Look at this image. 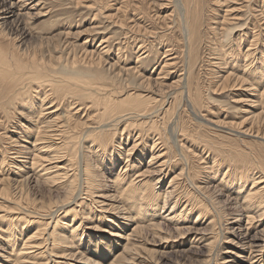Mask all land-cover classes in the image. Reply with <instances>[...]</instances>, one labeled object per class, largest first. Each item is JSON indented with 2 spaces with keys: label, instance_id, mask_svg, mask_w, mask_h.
I'll use <instances>...</instances> for the list:
<instances>
[{
  "label": "bare ground",
  "instance_id": "obj_1",
  "mask_svg": "<svg viewBox=\"0 0 264 264\" xmlns=\"http://www.w3.org/2000/svg\"><path fill=\"white\" fill-rule=\"evenodd\" d=\"M80 1L86 8H96L97 14L103 12L108 25L114 27L112 30L116 29L115 32L102 28L101 24L92 26L93 35L86 37L79 46L82 59L92 65L88 71L73 67L68 70L64 64L57 71L34 55L25 58L2 46V37L8 36L14 41L17 39V50H26L23 46L30 36V18L50 13L53 9L46 7L50 2H55V6L67 3L72 6L75 0H0V111L8 113L12 106L20 105L31 125L20 123L19 127L28 126L34 134L25 137L23 129L15 135L17 137L11 136L12 145L5 146L0 158V204L7 198L13 203L7 211L0 210L5 212L0 213V264H131L137 259L143 264H157L149 251L141 253V233L147 228L161 231L164 222L182 232L173 239L179 240L173 243L177 244L174 247L182 245L184 241L180 239L184 235L196 233L191 247L181 252L191 251L198 259L205 255V264H212L213 259V264H264V227L257 229L258 221L264 217V153L240 144L228 147L206 137L203 151L194 150L200 163L204 164L200 178L195 181L191 172L190 146L181 142L201 136L185 127L178 129L173 126L174 121L169 127L170 136L163 135L166 126H157L156 122H166L164 117L168 109L154 108L157 101H162L165 87H178L177 93L182 95L199 121L213 124L229 135L264 140V129L258 122L264 117V101L262 104L254 99L264 100V89L259 86L264 79V0L261 3L259 0H93L92 3L89 1L91 4ZM74 5L78 6L77 3ZM203 14L207 15H204L205 19ZM71 23L59 33L65 38L64 46L71 44L68 38L74 33ZM20 26L27 31L16 32ZM82 31L75 32L78 40ZM98 38L99 43L95 46ZM214 38L219 39L218 46L209 47L207 39ZM74 43L72 48L77 44ZM156 46L163 51H154ZM130 47L135 48L131 59L136 60L128 63L125 51ZM202 51H208V60L204 59ZM154 52L156 59L152 58ZM206 61L211 66L208 84L215 83L214 91L219 85L220 89L226 88L227 81L235 74V82L233 80L230 87L250 97L249 106L240 109L243 114L239 121L217 119L211 122L199 110L202 98H199L195 70L200 72ZM48 63L54 66L57 61L49 59ZM108 63L104 69V64L107 66ZM72 64L78 65L74 59ZM159 66V75L152 80ZM106 70L110 74H106ZM141 70L148 71L150 76L146 77ZM177 70H181L177 80L170 85L165 83L168 84L165 86L162 77ZM136 74L141 75L138 81ZM141 91H152L155 97ZM88 101L98 111L92 124L76 120ZM167 101V105L171 103L170 99ZM14 109L17 108L14 106ZM66 109L70 117L64 116L68 114ZM129 119L142 121L140 126L155 123L157 132L149 136L151 144L145 142L146 146L141 148L138 147L141 143L138 132L120 167L124 154L121 152L122 137L110 142V136L113 127L124 120L129 122ZM126 126L128 124L121 135L127 131ZM77 136L82 137L83 144L73 154L75 144L72 140ZM169 144L181 147L178 156L169 151ZM147 146L151 155L146 163ZM134 149L138 152L132 160L129 157ZM180 162H183L182 167L172 175L167 188H159L174 164ZM118 166L120 172L115 171ZM32 178L59 194L49 200L27 198V202H22L29 188L26 185ZM75 181L79 182L78 186ZM181 183L189 188L192 186L190 198L196 199L197 203L180 200L181 195H188V188L173 198ZM216 188L221 195L227 194L228 205L234 212H227L217 201L220 198L213 197ZM199 199L206 201L212 212L206 204H199ZM218 214H221L219 218ZM223 217H227V223L224 222L225 226L218 232L196 227L204 224L213 227ZM95 218L111 221L119 230L131 231L126 235V232L114 231L94 243L89 232L82 230L81 233L79 229ZM192 222L194 224L190 225ZM218 235L228 244L223 248L228 254L219 260L218 248L215 251ZM93 244L95 247H90ZM115 248L117 252H113ZM62 258L65 260L60 261Z\"/></svg>",
  "mask_w": 264,
  "mask_h": 264
},
{
  "label": "rangeland",
  "instance_id": "obj_2",
  "mask_svg": "<svg viewBox=\"0 0 264 264\" xmlns=\"http://www.w3.org/2000/svg\"><path fill=\"white\" fill-rule=\"evenodd\" d=\"M75 1L76 2L74 4L77 3L78 4L77 7L74 4L72 6H69L70 3L63 4V5L61 4V5L55 6L56 5L55 2H50L46 6V7H49V8L51 7V9H53L50 13H48L46 15H42V16H38V17L36 16V17L30 18L29 23H28V27H30V31H31V32H29V30H28L30 36L26 39V42H25V44L23 46L24 48L26 47V50H24V51L17 50L18 47L15 45L17 43V39L14 41L11 38H9L8 36H6V37L3 36L2 37V42H3L2 46H4L6 48V50L9 49V50H11V52H14L16 54H18V53L21 54L25 58H29L28 56H31L30 58H32L33 55H34V58H36V59H39V60H41L43 62L47 61V63L45 65L48 64V66L53 67L57 71L61 70L60 66L62 67V64H64L63 67H65V65H66L65 68L68 69V70H72L73 68L74 69L83 68V69H86V70H87V68H89L88 70H91L90 67L92 65H89L87 63L88 60H83L82 59L81 53H79V52H82V51H81L79 46L82 45V42H83V40H85L86 37L93 35V33H94V28L92 27L93 25L101 24L102 28L103 27L105 29L108 28L109 31H115L116 29L112 30V28H114V27L111 28L110 25H108V22L103 17V14H102L103 12L102 13L99 12L97 14L96 13L97 12L96 8H93V9L86 8L85 7L86 4H83L82 1H80V0L79 1L75 0ZM85 1H87V2L90 1L91 2L93 0H85ZM259 1H260V3L262 2L261 0H259ZM90 2L87 3V4H91L92 3V2L91 3ZM258 8H260V9L262 8L261 4H259V3H258ZM217 10H219V8H217ZM204 15L205 14H203V17L205 19L206 18L205 16H207V15H205V16ZM64 22H67L68 25H66V23H64ZM69 22L70 23L72 22L71 26L74 28L72 30L74 33H72L70 35L71 37H68V38H69V40H71V44L74 41H75L74 44L77 43L75 48H72L71 44H69L67 46H64L65 38L63 36L59 35V33H61L60 32L61 30H66V28H68V26L70 25ZM251 26L253 27V25H251ZM202 28H204V25H203ZM23 29H24V27L20 26L15 31L20 33V32H23ZM24 30L27 31V29H24ZM81 30H83V31L81 32V37L78 40L79 37H77V33H75V32H79ZM100 30H103V29H100ZM89 32H90V35H89ZM117 32H118V30H117ZM204 32H205V30H204ZM229 35H230V33H229ZM262 36H264V35H262ZM74 38H76L77 40L74 39ZM96 40L97 41L94 43L95 46L99 43L100 38H98ZM207 40L209 41V47L218 46V44L220 42L218 38H214L213 40H210V39H207ZM246 46H247V43L244 44L243 48L245 49ZM28 47H30L31 49L28 48ZM90 48H94V47H90ZM28 49H30V50H28ZM133 49H135V48H131L130 47L129 49H127L125 51V59L127 58V62L128 63L134 62L136 60L135 58L131 59L132 53L134 52ZM153 50L154 51H158L159 50L160 53H161V51H163L162 48H159L158 46H156ZM22 52H25V55ZM202 52L205 55L204 59L208 60V58H209V56L207 54L208 51H206V52L202 51ZM126 53H127L128 57L126 56ZM258 55L261 56V54H258ZM61 57H62V59H61ZM152 58L156 59L157 58V53L154 52L152 54ZM241 58L242 57H240V59ZM49 59L53 60L54 62L57 61V64L55 63L56 65H54V66L50 65L51 63L50 64L48 63ZM73 59L77 62V64H78L77 67H74L76 65L72 64V60ZM207 62L208 61H206L203 64L202 68H200L201 69L200 72H199V70H195V74H196V76H197V78L199 80L198 81V83H199V87H198L199 98H202V101L199 104L200 105L199 110H201L202 113L205 115V117L208 120H210L211 122H212V120L216 121L217 119H219V121L223 120V119H225V121H226V119H227L228 122H230L231 120L239 121L240 120L239 118H240L241 114H243L242 111H241L242 108L245 107V106H249L248 103L250 102L249 101L250 97L249 96H245V95H247V93H245V92H238L237 93V91H233L232 90L233 88L230 87V85L235 82V79H234L235 74H234V77L231 76V78H230L231 80L227 81L226 86L228 85L227 86L228 88L226 87L224 89H220V85H219V86H217V87H219L218 90L214 91V88H216V87L213 88V85L215 83L211 82L212 83L211 85H210V83L208 84L209 80L211 79L210 75L208 74V71H209L208 69H210L211 66L208 65L209 63H207ZM239 62H241V61L239 60ZM67 63H69L68 66H67ZM241 63H243V62H241ZM82 64L84 66H81ZM108 65H109V63L107 64V66L104 64L103 68L106 69L108 67ZM160 68L161 67L159 66L158 70L154 71V73L152 75V80L159 75L158 71L160 72ZM178 68H181V66H179ZM240 69H241V66H240ZM241 70H243V69H241ZM141 71H143V70H141ZM179 71H181V70H177V71H174V72L171 71V72H168V74H165V76L162 77L164 79L163 80L164 85H165V83H168L169 85L172 84V82L174 83V80L176 81L177 78H178L177 75L179 74ZM105 72H106V74H110L109 70H106ZM141 73H144V75L146 77H148V75L150 76V73L148 71H143ZM236 73H239V72L236 70ZM140 76H138L136 74V77H137L136 80L137 81L140 79ZM233 80H234V82H233ZM212 81H213V78H212ZM228 83H230V84H228ZM168 84H166L165 86H167ZM259 84H260L259 85L260 89L261 90L264 89V79L261 80L259 82ZM221 87H222V85H221ZM164 89H165L164 90L165 93L162 94L163 95L162 101H157L156 104L154 105L155 109H160V110L162 109L163 111L168 109L167 113H166V115L164 117V120L166 119V122H164V123H163V121H161V123L160 122H156V124L157 123L159 124L157 126L165 125L167 127V129L165 127L164 130H162V128H161V130L163 131L162 132L163 135H167L168 134V136H170L169 127H170V124L174 121V122H176V124L173 123V126L177 127L178 129L185 127L188 130H190L191 132H194L195 135H197V136L200 135L201 136V138H199V139H191V138H189L188 142L185 141V139L182 140V142H181L182 144L184 143L183 145L190 146L189 155L192 158L191 159L192 160V162H191V167H192L191 172H192V174L194 176V180L195 181L200 178L201 170H202L204 164L200 163V161L198 160L194 150L196 152L203 151V147L205 146V142H206V140L204 138H206V137H209V139L212 138L210 140L214 141L215 143H218V142L224 143L228 147H232L234 144H240V146L242 145V147H245V146L254 147V149L257 150L259 153L260 152L264 153V140H260V139L258 140L257 138H254L253 136L240 137L238 135L237 136L229 135V134L223 133L222 131L218 130V128L216 129V126L213 125V124H210L208 122H204L203 123V122L199 121V119L197 117H195V115L191 111V109H189L188 106L185 104V101H184V98H182V95L180 96L177 93V91L179 90L178 87H171V88L165 87ZM141 92H143L144 94L145 93L149 94V96L155 97V94H153L154 92H152V91H141ZM235 93H237V94H235ZM239 93H241L242 95H238ZM177 94H178V96L176 98ZM167 95H171L172 98L171 97L169 98ZM235 96H238V97H235ZM157 97H158L157 99H160L159 98L160 96H157ZM168 99L171 100V103L167 105V102H168L167 100ZM254 99H258L259 102H261V103L264 101V100H260L259 97H256ZM155 101H156V99H155ZM14 106L17 109H14ZM14 106H12V108H10L11 114H10V112L7 113V112H4V111H0V133H1L0 134V147H1L0 148V151H1L0 152V158H2V153L5 152V149H6L5 146L6 147L7 146L10 147V145H12L11 141H10L11 136L17 137L15 135L20 134L19 132H22L23 129H24V131L22 132V134H24L25 137H27V136L28 137H31V136L33 137V135H34L33 132H32V128H30L28 126H23L22 128L19 127L20 123H24L25 125H31V124L28 121V117H26L27 115L25 113L21 112V106L20 105H14ZM83 106H85V107H83ZM83 106H82V109L80 111V117H77L79 119H76V120L80 121V119H81V121H86L88 124L89 123L92 124L95 121L96 114L98 113L97 108L95 106H93L92 103L89 102V101L86 102L85 104H83ZM74 111L75 110H73L72 112H74ZM67 112H68V114H66V115L64 114V116L65 117L66 116L70 117L69 116V111L66 109L65 113H67ZM93 112H94V114H93ZM21 114H23V115H21ZM81 116H83L82 117L83 119L81 118ZM162 116H163V114H161L160 117H162ZM169 118L170 119L172 118V119L170 120ZM158 119L161 120L160 118H158ZM139 122H142V121L135 122V121H131V119H129V122H126V120H124V121H121L119 125L113 127V129L111 131L113 135L111 134V136H110L112 138V140L110 142L119 141V140H121V137H122V143H123L122 147H123V149H121V152L124 153V154L121 155L123 157H122V159H120V162H121L120 167H121V165L123 166V164L125 163L126 158L128 157V156H126V154L129 151L127 149H129L130 146L133 145L132 143H135V140L137 138L138 132L141 133L140 134L141 143H140V145H138L139 148H141L144 144L146 146L145 142H149L151 144V141H150L151 139H149V136L151 137L154 132H157V131H155L156 130L155 128H157L155 123H154V125L153 124H149L150 126L148 124H144L143 123V126H140L141 124ZM258 122H259V125L264 129V117L260 118L258 120ZM177 123H179L178 126H176ZM126 124H128V126H126V129H125L127 131H123V134L121 135L120 132L122 131V129L124 128V126ZM138 127H140V128L138 129ZM150 127H151V130H147ZM230 127H232V126H230ZM144 128H145V130H143ZM232 128L235 129V130H241L240 127H235L234 126ZM84 129H81L82 132L84 131ZM139 130H141V131H139ZM80 133H81V131H80ZM147 134H149V135H147ZM233 134H235V131H234ZM113 137H114V140H113ZM127 137H128V139H127ZM81 139H82V137H80V139H79V136H77L75 139L72 140L74 142V144H75V147L73 148V154L83 144ZM78 140H79V143H78ZM3 143L7 144V145H4ZM230 145H232V146H230ZM167 148H169V151L171 153H173L175 156H178L177 153H178V151L180 150L181 147L178 146V147L175 148L174 146L169 144ZM136 150L135 149L132 150L133 153L129 157L130 159L135 160L134 156L138 152V151L136 152ZM146 151H147L146 152L147 156H146L145 162L147 163V160L149 159V157L151 155V149H150L149 146L146 147ZM9 152H11V151H8V153ZM130 153H131V151H130ZM169 155H171V154L169 153ZM182 164H183V162H180L179 164L178 163L174 164L173 168L171 169V171L167 175V177L164 178L162 180V182L158 185L159 188H161V187L162 188H167V186H168V184H169V182H170V180L172 178V175L175 172H179L180 171V169L182 167ZM143 166H145V165H143ZM120 167L118 166V168L115 169V171L116 172H120V169H119ZM223 170H226V167ZM98 171L100 172L101 168ZM76 173H77V171H76ZM105 175L107 176V174H104V176ZM33 179L34 178H32L28 182L29 185H28V183L26 185V187H29V188H28L27 194H24L25 197L22 199V202H27V200H26L27 198H31V199L36 198L39 201H40L41 198H44L45 200H49L50 197L55 198L59 194L58 191H54V190L50 189V186H46L43 182H41V181L37 182L35 179L34 180ZM104 180H106V177L104 178ZM179 180L183 181L181 179H179ZM184 183L186 184V182H184ZM184 183H181L180 185H177L176 194H174L173 198L174 199L177 198L178 194L181 195V193L182 192L184 193V190L186 192L187 191L186 189L188 188V192H187L188 195L187 196L186 195L184 196V194L181 195L183 197H181L180 200H182V201L184 200L186 202L189 200L190 202L197 203L196 199H191L190 198L191 195H192V192H193L192 186L189 188V185H184ZM78 184H79V182L75 181V185L78 186ZM182 185H184V186H182ZM212 195H214L213 196L214 198L216 197L215 199H217V197H218V199L220 198L217 201L220 202L219 203L220 205L226 207L227 212H234L233 209L230 208L229 205H228L229 200L227 198V194L226 193H225V196L221 195V191L218 188H216L215 191L213 189ZM0 196H2V195L0 194ZM4 198H6V197H4ZM163 198L164 197L162 196V199ZM186 198H188V199H186ZM226 198H227V200H226ZM0 199H2V198H0ZM199 200H200L199 204H201V202L203 204L207 203L206 201H204L202 199H199ZM0 201H2V200H0ZM4 201L5 202L0 204V210H4V211L6 210L7 211V209L10 208V206H12L13 203L8 198L6 200H4ZM206 205L209 207V208L207 207L208 210L211 211V206H209L208 204H206ZM83 206H85V204ZM4 211H2V212L0 211V213H5ZM208 215L212 216V214H209V213H208ZM220 215L218 214L217 218H219ZM191 218L193 220V216H191L190 219ZM209 219H211V217ZM225 219H227V217H225V218L223 217L221 219H218L216 221V224H214L213 227L206 226V224L199 225V226H196V227L197 228H204V230L207 229L206 231H209V232L210 231L218 232L219 231L218 229H220L221 226L224 227L225 223H227L225 221ZM220 221H221V223H220ZM110 222L111 221H107L105 219H97V218H95V220H92L91 223L89 221H87L85 223V225H83L79 229V232L82 233V230H85V232H87V233L89 232V235L91 236L92 240L95 243V241H99V239H102L105 236H110V234H113L114 231H117V232H120V233L126 232L125 235L128 234L131 231V229L119 230V229H117V227L115 225H113L115 223H110ZM258 222H259V227L257 229L260 230V229H262V227H264V217H263L262 220H260ZM189 224L192 225L194 223L192 222V223H189ZM133 225H132V227H133ZM88 226H90V228H88ZM17 229H16V231H17ZM79 232L77 231V233H79ZM152 232L153 233L155 232V234H153ZM180 233H182V232L176 231V229L173 226H171L170 224L165 223V222L162 224L161 231L157 230V232H156V231H153V230H149L148 228H147V230L144 229L142 231V233H141L142 234L141 237H142L143 243L141 244L140 251H143L141 253H145V252L149 251L148 253L153 257L154 260L156 259V261L158 262L157 264H201V263L205 264L206 263V262H204L206 260V259H204L205 255L203 256L202 259L201 258L198 259V257H196V255H194L195 257L193 256L191 251H189V252H181L182 249L184 250V249H188V248L191 247V240H192V237H194L196 235L195 232H192L190 234L184 235V237L182 239H180V241H184L182 243V245L174 247L177 244H173V243H177V242H179V240L178 241H173V239L176 238V236L179 235ZM218 236H220V237H218V239H217V242H216V246L217 247H216L215 251H217V248H218L217 258L219 260L221 257H223V256L228 254V253H226L223 250V248L225 246H227L228 244L223 243L224 241L221 240L222 239L221 235H218ZM165 239H166V241H165ZM124 243H126V241ZM122 244H123V242H122ZM90 247H95V246L93 244V246H90ZM117 251H118V249H116V248L113 250V252H117ZM119 251H121V249ZM129 253L132 254V252H129ZM186 254H188L190 256H187ZM45 256L47 257V255H45ZM76 258H79V257H76ZM238 259H240V258H238ZM64 260H65V258L60 259V261H64ZM100 260H101V258H100ZM138 261H140V259L134 260L131 264H133V263L134 264H137V263L138 264H143V263H140ZM214 262H215V260L213 259V262H211V263L213 264Z\"/></svg>",
  "mask_w": 264,
  "mask_h": 264
}]
</instances>
